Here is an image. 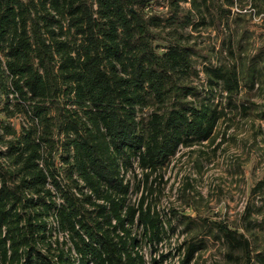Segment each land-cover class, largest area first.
<instances>
[{"label": "trees", "instance_id": "1", "mask_svg": "<svg viewBox=\"0 0 264 264\" xmlns=\"http://www.w3.org/2000/svg\"><path fill=\"white\" fill-rule=\"evenodd\" d=\"M149 1L0 0L2 92L28 118L0 152L14 167L0 163V264H75L71 250L77 264H144L132 225L149 243L163 238V222L143 197L126 202L121 170L136 159L147 175L180 144L206 139L219 112L184 100L197 95L179 82L193 50L153 45V27L190 23L175 12L179 0H169L168 17L144 14ZM205 71L209 83L236 90L233 68ZM154 104L161 111L139 113ZM218 231L232 250L248 251L241 233ZM197 247L190 241L178 264H189Z\"/></svg>", "mask_w": 264, "mask_h": 264}, {"label": "rangeland", "instance_id": "2", "mask_svg": "<svg viewBox=\"0 0 264 264\" xmlns=\"http://www.w3.org/2000/svg\"><path fill=\"white\" fill-rule=\"evenodd\" d=\"M173 9L169 0H150L143 13L168 17ZM175 12L187 14L190 23L153 27L158 35L153 45L161 52L174 41L193 50L179 82L197 95L184 100L210 103L219 117L206 139L180 144L163 165L146 170L147 175L136 159L121 170L128 183L126 202L135 205L143 197V205L158 212L165 228L160 241L149 243L135 222L131 233L136 249L144 264H152L153 258L155 264H178L192 241L198 247L189 264H264V0H179ZM206 66L233 68L236 90L229 95L220 79L209 83L213 77ZM1 81L6 90L8 79L0 78V152L28 123L12 95L6 99ZM154 109L161 111L154 104L139 113L148 118ZM0 163L5 170L14 168L1 155ZM218 225L241 233L248 251L232 250ZM53 235L59 241L65 237ZM69 245L67 241L64 248ZM67 253L77 264L76 253Z\"/></svg>", "mask_w": 264, "mask_h": 264}]
</instances>
